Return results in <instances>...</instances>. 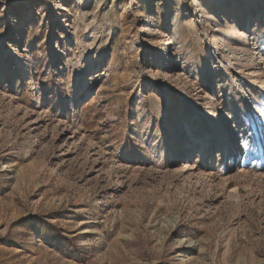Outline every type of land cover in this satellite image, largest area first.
Returning <instances> with one entry per match:
<instances>
[{"label":"rangeland","instance_id":"1","mask_svg":"<svg viewBox=\"0 0 264 264\" xmlns=\"http://www.w3.org/2000/svg\"><path fill=\"white\" fill-rule=\"evenodd\" d=\"M0 264H264V0H0Z\"/></svg>","mask_w":264,"mask_h":264},{"label":"bare ground","instance_id":"2","mask_svg":"<svg viewBox=\"0 0 264 264\" xmlns=\"http://www.w3.org/2000/svg\"><path fill=\"white\" fill-rule=\"evenodd\" d=\"M81 98H79V100H80ZM84 99V98H83Z\"/></svg>","mask_w":264,"mask_h":264}]
</instances>
